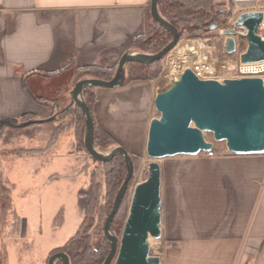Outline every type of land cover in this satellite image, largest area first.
Returning a JSON list of instances; mask_svg holds the SVG:
<instances>
[{
	"label": "crops",
	"instance_id": "obj_1",
	"mask_svg": "<svg viewBox=\"0 0 264 264\" xmlns=\"http://www.w3.org/2000/svg\"><path fill=\"white\" fill-rule=\"evenodd\" d=\"M151 1L0 0V121L49 120L56 115V102L43 92L63 87V77L70 75L69 87L86 67L114 69L115 74L124 54L137 53L133 45L145 34ZM212 1L225 14L227 29L242 14L264 13V0ZM260 35L264 38V22ZM246 50L247 43L239 48L242 54ZM167 83L133 81L116 89L98 88L93 116L129 154L144 158L155 98L171 87L164 89ZM49 129L51 125L40 126L33 138L25 134L27 149L45 153L15 156L51 152L58 136L51 143L40 139ZM68 133L66 144L75 145ZM214 152L213 157L201 153L159 162L161 264H264V154L235 155L225 142L216 144ZM4 243L6 264H23L18 244L0 241V249Z\"/></svg>",
	"mask_w": 264,
	"mask_h": 264
},
{
	"label": "water",
	"instance_id": "obj_2",
	"mask_svg": "<svg viewBox=\"0 0 264 264\" xmlns=\"http://www.w3.org/2000/svg\"><path fill=\"white\" fill-rule=\"evenodd\" d=\"M236 3L259 2L261 0H233ZM152 18L158 22L173 39L156 55L126 53L121 58L115 74L110 80L85 79L79 81L72 98L86 120L85 146L92 158L109 162L123 155L128 167L127 177L118 192L111 214L107 218L104 232L111 243V251L104 264H161V258L153 256L150 239H162V173L159 161L177 156H196L210 153L214 142H225L229 152L235 155L264 154V85L260 79L200 80L191 69H187L164 92L155 98V108L160 118L151 121L147 141V155L153 160L149 164V176L134 190L129 216L121 238L113 235L112 222L120 208L122 199L134 175L131 157L124 147H118L109 154L99 152L94 144V122L89 107L82 99L87 87L116 89L122 86L125 67L128 63L152 64L165 59L180 42L178 30L165 21L158 10V0L151 1ZM264 13L242 14L236 20L235 29H227L229 37L225 52L229 56L237 53V38L247 34V50L241 54L243 64L264 62V38L260 28ZM218 24L211 26L215 31ZM34 122V121H33ZM17 122L0 121V127ZM213 136L214 142L206 135ZM70 264L65 253L50 256L48 264Z\"/></svg>",
	"mask_w": 264,
	"mask_h": 264
},
{
	"label": "rangeland",
	"instance_id": "obj_3",
	"mask_svg": "<svg viewBox=\"0 0 264 264\" xmlns=\"http://www.w3.org/2000/svg\"><path fill=\"white\" fill-rule=\"evenodd\" d=\"M214 20L219 25L217 30H205L197 34L195 38H190L184 32L179 44L163 60L162 72L157 80H160L161 83L168 82L164 89L173 85L175 78L191 66V62H187V65L189 63L188 66L176 70L171 69V64L187 57V54H181L182 45L193 42L204 46L205 51H200L203 54L201 57L213 61L216 66L220 62L233 61L235 66L230 69L229 74L221 77L222 80L223 78L232 79V73L239 57L237 54L229 56L223 51L226 36L222 31L225 30L226 25L220 17L215 16ZM70 80V75H67L59 81L63 87L54 90L52 94L43 92L45 99L56 102V115L50 119L56 120L52 129L58 128L57 126H59L58 129H63V132L58 133L59 142L49 147L51 152L36 157L15 156L21 149L30 147L28 142L30 140L24 136L15 137V135L21 132L30 138L36 135L35 130L39 128L35 125L22 128L20 132L12 131L7 127L0 133V241L18 244L17 253L19 252L23 264L41 262L48 264L52 251L64 246L76 235L83 221L78 207L79 191L88 185L90 175L97 168L96 161L80 144L79 135H76L77 129H79V113L71 97V91L75 85L66 86ZM154 117L160 118V113L156 108ZM34 122L33 120H26L15 123V125L28 126ZM49 130L43 132L40 139L44 138L43 140L51 143L57 134L53 136V132L51 129ZM68 131L70 136L74 138L75 145L66 144V139L69 137L65 134ZM206 138L208 141L214 142L212 135L207 134ZM214 143L216 147L218 142ZM45 146L38 145V148ZM101 153L106 155L110 151ZM151 162L153 160L146 155L137 164L135 178L130 189V202L135 187L147 180ZM9 188L12 190L11 195ZM104 192L103 190V194ZM105 218L104 213L98 212L93 221L88 220L85 224V229L89 228L92 233H96L92 239L95 248L103 244L104 237L100 233ZM1 246L0 264H6V244ZM163 246L162 239H150V249L153 256L161 258Z\"/></svg>",
	"mask_w": 264,
	"mask_h": 264
},
{
	"label": "trees",
	"instance_id": "obj_4",
	"mask_svg": "<svg viewBox=\"0 0 264 264\" xmlns=\"http://www.w3.org/2000/svg\"><path fill=\"white\" fill-rule=\"evenodd\" d=\"M158 10L161 17L174 26L179 34L180 39L186 32L190 38H195L197 34L205 30L212 31L211 26L217 24L214 17H220L222 20L225 14L216 11V7L212 0H158ZM173 36L167 32L151 15L149 8V23L145 34L134 42L133 48L137 53L156 55L164 50V48L172 41ZM132 53V52H129ZM164 60V59H163ZM156 61L152 64L128 63L125 67L124 79L122 86L128 85L133 81H155L159 78L162 72V62ZM57 74H48L54 76ZM114 75V69L108 70L99 66H90L84 68L77 76L75 84L85 79H100L110 80ZM97 89L95 87H87L82 93V99L89 107L94 122V144L98 151H112L115 148L122 147L119 142L106 130L98 125L94 116L93 110L97 102ZM78 115V131L76 135L79 138L80 144L84 146L86 138V120L82 110L77 107ZM56 120H45L34 122L28 126H16L15 124L0 127V133L4 128H9L12 131H21L22 128L30 126L48 125L52 126ZM54 126V125H53ZM59 128V126H57ZM38 128V130H39ZM53 128L51 131L57 139L58 133L63 129ZM38 133V131H37ZM24 136L21 132L15 137ZM76 136V137H77ZM33 138V136H32ZM54 139V141H55ZM45 149H21L17 155H38L45 153ZM88 152V151H87ZM134 166V175L130 180L129 187L122 199L120 208L112 222L111 231L114 236L120 238L122 231L128 219L130 210V189L132 187L137 164L141 158L129 154ZM92 157V156H91ZM96 161V160H95ZM97 168L92 172L88 180V185L79 191L78 207L82 215V224L76 233L64 246L52 251L50 256L56 253H65L70 260V264H104L111 251V243L104 232V226L107 218L112 212L114 202L118 192L120 191L128 174V167L123 155L116 156L113 160L103 163L96 161ZM103 190L105 191L103 194ZM10 195L12 190L9 188ZM104 201V202H102ZM103 203V204H102ZM12 205V196H11ZM103 205V206H102ZM102 212L106 215L101 233L104 237L103 244L95 248L92 239L96 233H92L89 228L85 229V224L88 220H94L95 215ZM19 220V218H18ZM20 221V220H19ZM56 264H62L57 261Z\"/></svg>",
	"mask_w": 264,
	"mask_h": 264
},
{
	"label": "built area",
	"instance_id": "obj_5",
	"mask_svg": "<svg viewBox=\"0 0 264 264\" xmlns=\"http://www.w3.org/2000/svg\"><path fill=\"white\" fill-rule=\"evenodd\" d=\"M236 26L237 24L236 22H234L230 29H235ZM224 29L227 30V28H224ZM224 31H222L223 34H224ZM239 31H240V34L243 35L244 37L237 38V53L236 54L238 55L239 60L237 61L238 63L235 69L233 70L232 79H260L264 85V62L249 63V64H243L240 62V56L242 53L239 52V48L240 46L247 43L245 39V35L247 34V32L243 28L239 29ZM238 39H242L241 40L242 42H240ZM216 68L217 66L215 65V63L213 61H210L209 59L206 61H203V60L194 61L191 63V66H190V69L200 80H218L222 82V79L216 76ZM180 76L181 74L179 75V77ZM177 78H175V80H177ZM207 155L209 157H213L215 155L214 149L212 152L207 153Z\"/></svg>",
	"mask_w": 264,
	"mask_h": 264
},
{
	"label": "bare ground",
	"instance_id": "obj_6",
	"mask_svg": "<svg viewBox=\"0 0 264 264\" xmlns=\"http://www.w3.org/2000/svg\"><path fill=\"white\" fill-rule=\"evenodd\" d=\"M194 45V46H193ZM182 51L181 54H187V57H185L184 60H179L178 62L175 61L173 64H171V69L172 70H176V69H181L187 65V62H194V61H198V60H203L206 61L208 60L207 58H203L201 56H203L202 53H200V51H205L204 46L200 45L199 43H195L193 42L192 44H184L181 47ZM204 49V50H203ZM202 54V55H201ZM177 57V56H176ZM182 58V57H180ZM235 66V63L233 61H225V62H220L219 65L216 68V76L217 77H224L227 76V74H229L230 69ZM190 69V67L188 68ZM187 70V69H186ZM184 73V72H183ZM181 73V75L183 74ZM180 77L177 78V80ZM177 80H175L174 82H176ZM174 84V83H173ZM172 86V85H171Z\"/></svg>",
	"mask_w": 264,
	"mask_h": 264
}]
</instances>
